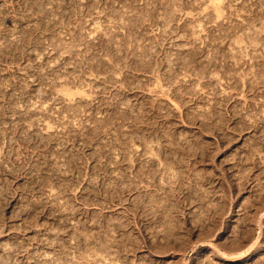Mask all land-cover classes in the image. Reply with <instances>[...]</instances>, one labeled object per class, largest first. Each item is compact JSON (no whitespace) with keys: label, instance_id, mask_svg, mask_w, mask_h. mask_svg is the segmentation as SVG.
<instances>
[{"label":"rangeland","instance_id":"rangeland-1","mask_svg":"<svg viewBox=\"0 0 264 264\" xmlns=\"http://www.w3.org/2000/svg\"><path fill=\"white\" fill-rule=\"evenodd\" d=\"M264 264V0H0V261Z\"/></svg>","mask_w":264,"mask_h":264},{"label":"bare ground","instance_id":"bare-ground-1","mask_svg":"<svg viewBox=\"0 0 264 264\" xmlns=\"http://www.w3.org/2000/svg\"><path fill=\"white\" fill-rule=\"evenodd\" d=\"M5 262H7V259L6 258L5 259H1L0 264H3Z\"/></svg>","mask_w":264,"mask_h":264}]
</instances>
